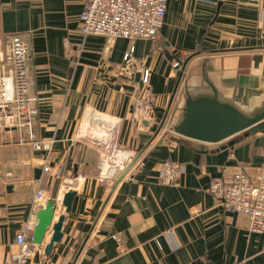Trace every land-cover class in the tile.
Wrapping results in <instances>:
<instances>
[{
  "label": "crops",
  "instance_id": "0c3cea01",
  "mask_svg": "<svg viewBox=\"0 0 264 264\" xmlns=\"http://www.w3.org/2000/svg\"><path fill=\"white\" fill-rule=\"evenodd\" d=\"M83 11L82 0H0V60L9 37L29 45L40 109L34 135L54 142L45 172L47 153L0 129V264L20 254L18 235L27 224L35 228L37 211L51 199L59 202L54 222L65 215L62 241L47 256V233L43 245L30 246L29 264H264V234H250L247 218L228 213L210 193L214 180L241 169L257 176L264 129L220 145L167 130L186 84L203 88L207 78L245 107L264 98V0H168L155 42L83 36ZM148 88L156 101L144 126L133 117ZM98 115L119 128L110 149L95 144L107 134L95 124ZM115 146L132 161L125 175L105 181L98 165ZM165 162L182 168L176 184L160 181ZM71 190L66 214L60 202Z\"/></svg>",
  "mask_w": 264,
  "mask_h": 264
},
{
  "label": "built area",
  "instance_id": "2783aa9c",
  "mask_svg": "<svg viewBox=\"0 0 264 264\" xmlns=\"http://www.w3.org/2000/svg\"><path fill=\"white\" fill-rule=\"evenodd\" d=\"M84 11L80 16V32L83 36H101L109 40L120 38L157 41L164 26L168 0H82ZM6 53L0 60V129L17 131L29 138L33 149L47 153L44 171L51 172L48 157L53 151V141L37 140L35 122L40 115L38 98L31 94L30 48L19 36L6 40ZM135 46L126 54L125 61H133ZM181 65L175 63L177 69ZM149 71L143 83L148 84ZM149 99L145 96L135 105L134 121L152 117ZM141 111V112H140ZM130 152L115 146L111 154L104 156L98 169L105 181L115 180L126 172L132 161ZM129 162V163H128ZM182 173L178 164H162L159 179L164 184H176ZM10 177V176H9ZM8 177V178H9ZM213 198L230 214L243 215L248 220L250 234H264V166L255 178L245 170H239L231 178L216 179L210 186ZM41 200L43 195L37 193ZM34 225L27 224L17 237L20 254L11 263L29 264L30 246L33 244ZM122 246H120L121 248Z\"/></svg>",
  "mask_w": 264,
  "mask_h": 264
},
{
  "label": "water",
  "instance_id": "95a60500",
  "mask_svg": "<svg viewBox=\"0 0 264 264\" xmlns=\"http://www.w3.org/2000/svg\"><path fill=\"white\" fill-rule=\"evenodd\" d=\"M182 78V75L180 79ZM203 88L184 87L182 106L167 130L183 138L208 145H220L230 141L246 131L256 134L264 129V98L253 100L250 106H241L232 99H226L209 79H204ZM146 97L151 107H155L156 97L148 88ZM164 119L162 127L166 123ZM148 126L146 120L142 121ZM229 142L227 146L233 145ZM223 146L222 149H225ZM125 175V173H124ZM11 190V187L8 188ZM76 192L71 190L64 194L61 205L66 214L71 213ZM58 201L51 199L45 208L37 211V224L33 232V244L43 245L47 233L52 231L51 241L45 246V254L49 256L63 238L65 215L57 222L55 210Z\"/></svg>",
  "mask_w": 264,
  "mask_h": 264
},
{
  "label": "bare ground",
  "instance_id": "6f19581e",
  "mask_svg": "<svg viewBox=\"0 0 264 264\" xmlns=\"http://www.w3.org/2000/svg\"><path fill=\"white\" fill-rule=\"evenodd\" d=\"M97 115V114H95ZM95 124H100V126L107 132L105 136H100L101 138H97V141L95 144L104 147H107V149H110V146L112 143L116 141L119 128L116 125V122L112 123V119L98 115L94 118ZM107 139L108 143H105L104 141ZM104 140V141H103Z\"/></svg>",
  "mask_w": 264,
  "mask_h": 264
},
{
  "label": "rangeland",
  "instance_id": "374dc122",
  "mask_svg": "<svg viewBox=\"0 0 264 264\" xmlns=\"http://www.w3.org/2000/svg\"><path fill=\"white\" fill-rule=\"evenodd\" d=\"M113 122H116V121H113V120H112V123H113Z\"/></svg>",
  "mask_w": 264,
  "mask_h": 264
}]
</instances>
